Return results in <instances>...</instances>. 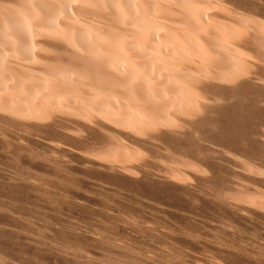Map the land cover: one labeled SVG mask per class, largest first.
Returning <instances> with one entry per match:
<instances>
[{"label":"rangeland","instance_id":"obj_1","mask_svg":"<svg viewBox=\"0 0 264 264\" xmlns=\"http://www.w3.org/2000/svg\"><path fill=\"white\" fill-rule=\"evenodd\" d=\"M218 1L264 20V0ZM259 58L248 78L193 82L220 99L185 109L176 129L124 136L140 148L133 171L83 156L112 140L103 129L68 141L54 117L0 111V264H264V206L249 199L264 194Z\"/></svg>","mask_w":264,"mask_h":264},{"label":"bare ground","instance_id":"obj_2","mask_svg":"<svg viewBox=\"0 0 264 264\" xmlns=\"http://www.w3.org/2000/svg\"><path fill=\"white\" fill-rule=\"evenodd\" d=\"M225 5L218 0H0V111L32 120L54 117L63 123L65 139L82 138L90 127L103 129L112 140L83 156L131 170L141 152L124 136L176 125L185 109L218 99L198 94L193 82L232 83L248 78L249 61L260 57L263 65L264 20ZM222 8L236 16L219 17ZM249 77L264 83L262 75ZM249 199L264 206V194Z\"/></svg>","mask_w":264,"mask_h":264}]
</instances>
